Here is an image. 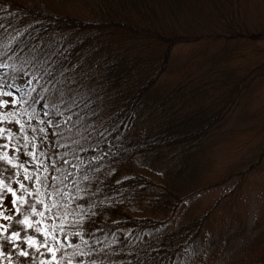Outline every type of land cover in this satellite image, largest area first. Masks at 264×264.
<instances>
[{
    "label": "trees",
    "instance_id": "1",
    "mask_svg": "<svg viewBox=\"0 0 264 264\" xmlns=\"http://www.w3.org/2000/svg\"><path fill=\"white\" fill-rule=\"evenodd\" d=\"M0 28V62L9 65L0 80L32 76L27 89L9 88L25 101L17 103L20 114L45 122L20 132L36 145L25 157L43 161L36 175L49 178L42 195L30 198L44 201L36 204L44 216L31 208L23 215L76 235L57 249L56 264H174L211 211L197 214L198 204H189L176 217L195 191L181 190V171L230 110L264 86V0H0ZM192 42L202 46L184 67L198 77L158 94L173 48ZM139 118L146 120L141 128ZM261 144L255 165L264 157ZM8 175L28 184L21 168ZM13 198L5 199V215H13ZM0 224L23 237L25 227ZM263 224L264 217L254 223L257 242ZM233 228L226 239L246 223ZM242 264H264V250Z\"/></svg>",
    "mask_w": 264,
    "mask_h": 264
},
{
    "label": "rangeland",
    "instance_id": "2",
    "mask_svg": "<svg viewBox=\"0 0 264 264\" xmlns=\"http://www.w3.org/2000/svg\"><path fill=\"white\" fill-rule=\"evenodd\" d=\"M201 46V42H192L179 44L173 48L168 69L155 86L158 94L168 91L178 82L190 81L192 75L198 77L188 66L184 67V64L192 52L199 50ZM29 79L33 80V77L18 72L10 81L15 91L19 93L29 87L27 84ZM7 85L0 84V91L12 92L15 97V93ZM255 96L245 105H242L241 101L234 106L216 130L202 139L195 154L188 158V166L186 165L179 175V182L186 185L181 190L195 191L185 197L176 217L189 204L193 208L198 204L194 211L197 214L210 207L211 211L200 226L194 243H186L180 249L174 264H242L253 261L260 251L264 250V240L260 242L256 240V235L261 229L258 225H254L257 220L264 217V157L257 165L254 164L260 150L259 145L264 141V86ZM12 99L13 97L10 96H0V100L10 102ZM16 106L17 104L9 103L0 108V116L14 111L16 113L14 119L24 124L25 128L31 125L42 126L45 123L41 119L20 114ZM145 124L146 120L139 118L135 125L141 128ZM0 129L5 130L0 134V144L10 145L7 150L9 157L14 160L22 159L25 167L28 168L25 174L35 177L37 165L25 157L32 148L33 136L22 135L20 126L14 121H0ZM10 133L12 135L9 139ZM16 135L21 136V144H28V148L18 155L11 147L18 146ZM25 136L29 139L25 140ZM170 152L171 150L165 151L163 156H167ZM179 163L183 164L179 160L175 165L178 166ZM166 164L170 170L176 169L175 166ZM159 170L160 168H157L158 172ZM157 171L154 174L155 178ZM26 186L28 191L31 190L34 179L28 180ZM20 195L25 193L21 190ZM242 221L246 223V228L226 239V230L230 229L234 232L233 226ZM38 226L41 233L47 231L48 236L37 233L34 228L25 227L23 237L14 242L18 247L14 248L11 244H6L0 249V252H3V255H0V264H56L57 249L62 245L76 242V235L71 231L61 233L40 222ZM263 227L264 224L261 228ZM28 236L37 240L36 246H28L26 243ZM263 237L262 235L261 238ZM41 244H46V247H40ZM47 247H52L54 252L49 253ZM21 250L28 251L30 255L18 256L17 253Z\"/></svg>",
    "mask_w": 264,
    "mask_h": 264
},
{
    "label": "snow or ice",
    "instance_id": "3",
    "mask_svg": "<svg viewBox=\"0 0 264 264\" xmlns=\"http://www.w3.org/2000/svg\"><path fill=\"white\" fill-rule=\"evenodd\" d=\"M0 31H2V28H0ZM5 53L0 52V56H3ZM9 65L3 62H0V68H7ZM25 75H27V73H25ZM3 81L0 80V84H2ZM33 83V81L31 79H29L27 81V84L29 86H31ZM7 87H13V85H7ZM19 90V89H17ZM32 91H35V88L32 89ZM0 96H10L13 97V99L9 102L7 100H0V108H3L7 105H9V103H11L12 105L19 103H25V101H23V99L21 100H17L14 97V94L12 92H4V91H0ZM47 115V113H45ZM16 113L14 111H10L7 114L0 116V121H8V122H13L17 125L20 126V132H24V128L25 125L22 124L19 120H15ZM69 120L71 119V117L68 118ZM5 130L4 129H0V134H2ZM33 131H35V129H33ZM39 131L41 133L45 134V139L48 138V134L46 132L45 129L41 128L39 129ZM11 133L9 134V139L11 138ZM55 135V134H53ZM25 140H28L29 138L27 136L24 137ZM43 142V141H41ZM33 147H36V145H32ZM10 145L9 144H0V219L5 220V221H11L12 224L14 225H19L22 227H26V228H34L35 231L37 233H41V229L38 226L39 222H34L31 221L29 219L28 215H23L24 211L26 210V208H31L32 209V213L34 215H39L41 217L44 216V212L40 211L38 212L36 209V204H44V201L41 199H37L36 203H32L31 202V197L33 195H36L37 197H39L40 195H42V193L40 192V188L43 187H47L46 181L49 179L48 177H43L41 178V175H36L35 177H33L32 175H24V180H33L35 178L36 181H38V183L34 186L35 187V192H29L27 186L21 182L19 179H12L8 173L11 171V169L13 168H21L23 169V171L25 173L28 172V168L25 167L24 164H14L13 163V159L9 157L8 155V149H9ZM12 151L14 153H16L17 155L20 153H23L25 149L28 148V144H22V145H12ZM43 154V153H42ZM26 155H28L29 157H33V153L28 152L26 153ZM65 163H67V161H65ZM43 166V161H39V164L36 167V171L37 173H39V167ZM45 171H47V168L45 167ZM14 176H19L21 175L20 172H16L13 174ZM58 178L55 176L51 177V180L54 182L55 180H57ZM15 183L18 187L16 189H14L12 187V184ZM23 191L25 193V195L29 198L26 199L25 195H20L18 196L17 193L19 191ZM59 194V190H55L54 193H51L50 195H57ZM11 195L12 197H14L10 203L12 204V211H13V215H5L4 214V203H5V199L7 196ZM46 208H48V205H45ZM51 207H55V204H53ZM49 210H51L49 208ZM23 215V218L20 219L19 217ZM11 227L12 225H5V224H0V249H3L4 246L6 244H11L12 247H18V245H16L14 242L17 240L21 239V235L19 231H11ZM4 233H9L8 235H4ZM43 236L47 237L48 233L47 231H44L43 233H41ZM26 243L28 244L29 247H33L37 245V240L34 239L32 236H28ZM40 247H46V244H41ZM37 251H39V248H37ZM47 251L49 253H53L54 249L52 247H47ZM0 255H3V252H0ZM18 256L20 257H28L30 255V253L26 250H21L17 253ZM54 258V257H53Z\"/></svg>",
    "mask_w": 264,
    "mask_h": 264
}]
</instances>
